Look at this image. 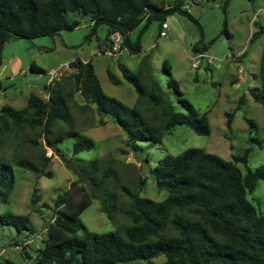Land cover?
<instances>
[{"label": "trees", "instance_id": "16d2710c", "mask_svg": "<svg viewBox=\"0 0 264 264\" xmlns=\"http://www.w3.org/2000/svg\"><path fill=\"white\" fill-rule=\"evenodd\" d=\"M175 11L183 12L179 4L166 8L154 0H0V68L6 42L72 30L79 23L69 22L70 13L87 15L96 26L106 24L108 40L120 32L124 37L122 49L136 54L140 49L132 46L130 34L145 20L163 22ZM224 32L228 34L227 26ZM263 35L264 28L259 27L250 43L254 44ZM72 64L76 68L73 74L45 86L46 99L31 94L24 109L1 108L0 151L10 149L13 158L5 160L0 155V201H6L8 193L14 189L13 164L37 174L52 175L46 172L51 157L29 155L25 150L28 144L33 148L43 140L44 145L57 154L58 144L66 137L79 136L70 105L73 95L70 87L95 105L100 115L110 116L126 134L127 146L133 150L139 148L140 142L162 143L164 135L179 126H186L197 135H210L209 118L201 115L184 97L168 62L164 67L170 77L169 87L177 94L185 112L176 111L154 80L147 62L148 86L126 65H118L124 80L134 87L138 96L135 107L105 94L91 61L75 60ZM31 70L45 73L36 65H32ZM260 77L261 87L251 89L250 94L264 109V49ZM111 80L117 83L112 76ZM144 99L151 106L148 116L140 110ZM243 103L242 97L237 110ZM234 116L235 111L226 114L229 129ZM245 120L250 129H257L254 120ZM252 142L261 146L257 138ZM95 147L93 139L80 137L73 145V154ZM251 150L248 148L243 155L233 156L232 161L200 148H190L177 156L167 155L152 170L157 188L168 192L166 199L157 202L143 198L139 190L121 186L130 198L126 206H120L116 191L109 190L112 177L118 179L116 173L102 169L100 161L75 165L79 181L87 183L88 187L80 185L79 181L72 182L69 190L57 198L54 204L57 215L47 227V238L30 264H129L136 261L156 264L153 259L159 256L166 257L165 264H264V215L258 213L248 198L259 182L264 181V165L255 170L247 169L245 173L239 167L247 163ZM145 184L142 180L139 187ZM96 193L102 200L101 210L109 219L114 220L122 213L131 221L132 225L123 233L96 234L82 224L80 215L91 205ZM38 201L34 191L32 203ZM0 223L14 227L18 234L31 230L30 218L25 215H0ZM81 229L84 230L82 236L79 235ZM25 257L31 260L27 252Z\"/></svg>", "mask_w": 264, "mask_h": 264}, {"label": "rangeland", "instance_id": "374dc122", "mask_svg": "<svg viewBox=\"0 0 264 264\" xmlns=\"http://www.w3.org/2000/svg\"><path fill=\"white\" fill-rule=\"evenodd\" d=\"M166 8L179 4L183 12L175 11L163 22L145 20L130 34L132 46L140 49L133 54L120 44H115L114 35L107 39L108 26H96L87 15L68 14L69 22H78L72 30L61 31L53 36H39L31 40L11 39L2 50L0 68V110L4 106L15 109L27 107L31 94L47 98L44 88L48 84V72L60 65L75 60L91 61L101 82L103 91L109 97L135 107L138 96L134 87L126 82L119 69V63L137 73L145 85L147 74L145 63L154 80L173 102L178 112H185L178 96L169 87L170 77L164 63L171 67L172 77L179 83L184 97L201 115H207L211 133L197 135L186 126L176 127L163 137L162 143L140 142L133 150L127 146L126 134L112 121L110 116L100 115L96 106L89 104L74 87L70 105L76 121L78 137L68 136L58 144L59 152L53 154L43 140L39 145L25 148L29 155L51 157L46 172L51 177L37 174L13 164L14 189L8 193L6 201H0V215L12 213L30 218L31 230L18 234L12 226L0 223V264H30L36 258V250L47 238V227L57 215L54 204L57 198L67 192L72 182L79 181L75 165H88L94 161L103 164L102 169H111L113 176L109 190L116 191L120 206L130 203V198L121 186L140 191L143 198L160 202L168 192L157 188L152 170L158 161L167 155L177 156L190 148H200L207 153L232 161L233 156H241L251 148L246 164H239L243 173L264 165V109L250 94L251 89L261 87V59L264 49V35L254 44L250 43L254 32L264 28V0H154ZM257 2V3H256ZM188 13V14H187ZM227 26L228 34L224 32ZM165 32L166 36H161ZM118 52L117 57L103 53L106 48ZM202 56V57H200ZM194 58H201L198 69L193 68ZM36 65L45 73H35ZM111 76L116 80L114 84ZM60 81V80H57ZM244 103L240 105L241 98ZM148 100L144 99L140 110L145 116L150 113ZM232 128L226 126V114L234 112ZM246 118L254 120L257 129H250ZM103 122L104 124H101ZM80 137L95 141L96 147L78 155L73 154V145ZM257 138L261 146L252 142ZM0 155L12 160L10 149H3ZM110 160V162H108ZM142 180L144 187H139ZM80 185L88 187L87 183ZM34 191L39 201L32 203ZM77 194V193H76ZM79 198V196H76ZM258 213L264 215V181H260L255 191L248 196ZM102 200L96 193L91 205L80 215L82 224L96 234L121 232L132 225L122 213L114 220L101 210ZM84 235V230L79 231ZM30 243L21 250L17 245ZM28 253L31 260L26 259ZM156 264H165L166 257L153 259ZM136 261L129 264H143Z\"/></svg>", "mask_w": 264, "mask_h": 264}, {"label": "built area", "instance_id": "2783aa9c", "mask_svg": "<svg viewBox=\"0 0 264 264\" xmlns=\"http://www.w3.org/2000/svg\"><path fill=\"white\" fill-rule=\"evenodd\" d=\"M114 35L115 38V44H120L122 47L124 45V37L120 32H116ZM161 36L165 37L166 33L162 32ZM123 49L121 50L120 54L122 53ZM103 53L106 54L108 57H117L118 52H116L114 50V48H106L103 50ZM202 57V56H200ZM193 68L198 69L201 64H202V60L201 58H194L193 60ZM76 68L75 66L71 63H66L63 65H60L59 67L53 68L48 72V76H49V81L48 84H52L57 80H60L61 78L68 76L70 74H73L75 72ZM30 243L29 240H26V242L24 243V245H17L16 249L21 250L23 247L28 246Z\"/></svg>", "mask_w": 264, "mask_h": 264}, {"label": "crops", "instance_id": "0c3cea01", "mask_svg": "<svg viewBox=\"0 0 264 264\" xmlns=\"http://www.w3.org/2000/svg\"><path fill=\"white\" fill-rule=\"evenodd\" d=\"M257 3V2H256ZM264 5V2L262 3ZM124 50V49H123Z\"/></svg>", "mask_w": 264, "mask_h": 264}]
</instances>
